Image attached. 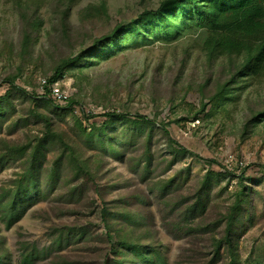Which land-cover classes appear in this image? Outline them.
I'll list each match as a JSON object with an SVG mask.
<instances>
[{
    "label": "rangeland",
    "instance_id": "374dc122",
    "mask_svg": "<svg viewBox=\"0 0 264 264\" xmlns=\"http://www.w3.org/2000/svg\"><path fill=\"white\" fill-rule=\"evenodd\" d=\"M160 1L0 0V264H135L123 243L155 263L264 264V82L235 78L216 104L232 65L176 17L92 48ZM170 139L214 163L176 160Z\"/></svg>",
    "mask_w": 264,
    "mask_h": 264
},
{
    "label": "trees",
    "instance_id": "16d2710c",
    "mask_svg": "<svg viewBox=\"0 0 264 264\" xmlns=\"http://www.w3.org/2000/svg\"><path fill=\"white\" fill-rule=\"evenodd\" d=\"M175 17L190 28H197L202 33L201 49L208 61L213 62L218 59H226L232 65L230 68L234 70V73L231 81L226 84V87L220 91L218 97L213 100L216 104H220V102L230 97L232 91L228 88L230 84L236 82L235 78H249L251 83L255 81L264 82V0H161L156 10L144 11L135 21L126 27L122 25L116 26L110 35L95 40L92 48L99 49L102 45L110 47V45L118 44L120 37L129 31L130 27L135 30L145 28L148 29V33L154 27L167 30L172 23V19ZM61 73V69H57L54 75L46 80L43 88V97L51 104L53 100L49 95V88L61 78ZM18 93L24 94V91L18 89ZM67 103V105H71L74 102L69 99ZM204 109L205 106L202 105V111ZM105 116L115 122L121 123L125 121V117L122 115L107 114ZM254 118L257 122L264 120V110L259 112ZM137 119L143 123L153 124V122L143 116H137ZM48 125L47 123L46 126ZM160 129L169 137L165 126H160ZM46 135L55 137L48 129ZM170 142L171 149L176 155V160L178 156L180 159L185 156H192L204 163L213 162L202 159V157L192 153L188 149L179 146L172 139H170ZM33 158L35 159L34 156ZM211 178H213V173L206 172L203 181L206 183ZM99 195L101 196V194ZM11 204L13 205L12 207L17 205L16 200ZM237 206L233 208V212ZM98 214L105 231L108 232L112 225L106 219V216L109 214L106 207L103 206ZM127 216H122L125 222L129 224L134 222ZM226 221V235L223 242L231 245L232 224L234 223L233 214L226 217ZM120 243L123 242L120 241ZM122 246L131 248L132 254L137 259L135 264H167L166 262H153L149 257V253L145 252L144 248L133 247L125 243ZM33 253V251L28 252L26 250L22 254L25 264H31L32 261L30 259ZM35 255L33 254V257ZM113 264H126V261L121 260L113 262Z\"/></svg>",
    "mask_w": 264,
    "mask_h": 264
},
{
    "label": "built area",
    "instance_id": "2783aa9c",
    "mask_svg": "<svg viewBox=\"0 0 264 264\" xmlns=\"http://www.w3.org/2000/svg\"><path fill=\"white\" fill-rule=\"evenodd\" d=\"M46 84V81L43 80L41 85H40V90L42 92V94L44 93V86ZM49 95L51 97L52 100L62 103L64 102V100L66 99V97L63 95V93L60 91V89L57 87L56 84H53L50 88H49Z\"/></svg>",
    "mask_w": 264,
    "mask_h": 264
}]
</instances>
